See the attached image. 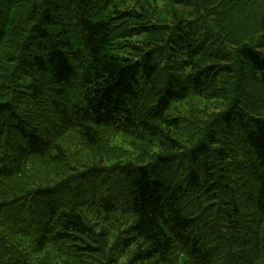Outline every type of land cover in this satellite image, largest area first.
<instances>
[{
    "label": "trees",
    "instance_id": "16d2710c",
    "mask_svg": "<svg viewBox=\"0 0 264 264\" xmlns=\"http://www.w3.org/2000/svg\"><path fill=\"white\" fill-rule=\"evenodd\" d=\"M53 261L264 264V0H0V264Z\"/></svg>",
    "mask_w": 264,
    "mask_h": 264
},
{
    "label": "rangeland",
    "instance_id": "374dc122",
    "mask_svg": "<svg viewBox=\"0 0 264 264\" xmlns=\"http://www.w3.org/2000/svg\"><path fill=\"white\" fill-rule=\"evenodd\" d=\"M87 158H88V157H87ZM75 159H77V163L72 164V166L75 167V168H77V169H82V168L84 167V165H85L87 159H86L85 161L82 160L81 156L78 155V154H76V155L74 156V160H75ZM53 262H54V261H53ZM54 264H55V262H54Z\"/></svg>",
    "mask_w": 264,
    "mask_h": 264
}]
</instances>
